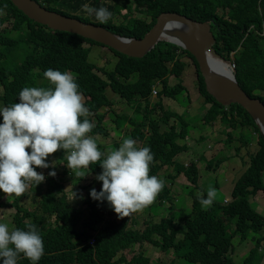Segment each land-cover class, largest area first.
<instances>
[{"label": "trees", "instance_id": "1", "mask_svg": "<svg viewBox=\"0 0 264 264\" xmlns=\"http://www.w3.org/2000/svg\"><path fill=\"white\" fill-rule=\"evenodd\" d=\"M36 1L47 2L41 4L84 22L100 24L127 37L141 38L162 12H178L193 20L207 21L215 37L216 52L227 60L233 55L235 76L241 88L264 103V0ZM129 2L136 6L138 12L135 16L131 15V8L127 7ZM85 4L94 8L106 7L112 13L111 18L101 24L94 14L89 15L83 10ZM0 7L4 10V14L0 15L1 108L19 102V92L25 87H53L44 77V72L52 68L62 73L70 72L75 77L84 106L89 109V115L81 116L80 120L88 119L95 125L86 135L94 137L105 132L102 123L105 113L113 104L107 94V90H110L122 102L131 105L134 113L141 114V121H137L139 118H134L133 113L134 117L128 115L121 122L124 115L117 114V126L127 122L131 127V136L128 138L136 141L137 147H150L155 161L170 164L174 156L187 149L185 139L189 137V119L185 121L175 109H167L162 104L164 97L182 104L189 102L187 95L184 102L183 98H178L179 92L185 91L180 83H168L171 75L180 77L185 64L180 58L181 54L177 53V45L160 41L142 58L117 52L115 58L107 59L103 66H99L95 58L98 51L95 46H101L98 42L37 23L10 0H0ZM122 7L127 9V14L120 23H116V16ZM181 50L196 64L201 97L204 102L211 104L203 116L205 123L210 124L219 118L223 124H231L232 128L240 127L242 140L246 128H251L257 135L259 148L235 180L230 192L232 199L224 204L223 199H215L210 208L203 210L198 196L191 194V209L184 213L182 229L175 226L172 215L162 216L158 222L150 225L145 222L147 226L143 231L131 229L128 224L134 213L115 219L112 217L115 212L106 200L101 202L90 196L92 188L101 190L102 181H98L96 176L102 172L100 163L109 150L103 152L97 145L102 153L100 161L85 168L87 175L78 179L68 192L64 190L65 183L72 179L70 169L66 167L68 153L59 149L53 159H47L49 168L41 169L33 165L37 172L44 173L46 179L36 186L34 183L29 185L26 190L29 192L28 200L23 205L19 206L17 199L14 202L0 201L1 208L5 210L10 207L14 211L11 219L4 220L10 232L17 228L27 231V225H36L44 245V253L37 264H150L149 259L142 255L145 243L173 251L186 264H238L231 257L237 236L239 241L249 238L253 242L239 264H261L262 253L259 250L264 236L259 233L264 229V215L251 207L249 197L258 191L264 192V136L241 105L234 103L224 106L207 93L195 58L186 50ZM156 82H160L162 87L156 92L157 102L150 108L148 101ZM153 113H157V117ZM173 118L181 121L179 130L171 121ZM0 122H3L2 115ZM160 124L170 129L161 132ZM178 139L184 140V143L180 144ZM230 140L229 137L227 141ZM220 164V161H215L214 168ZM155 166L151 162L150 176L156 174ZM175 166L178 172L183 169L179 163ZM51 171L56 172L54 177L48 175ZM184 174L187 180L196 185L198 171L194 163L184 170ZM165 176L170 180L174 178L170 173ZM74 193L75 198H79L76 202L72 201ZM173 197V189L164 184L155 201L143 211L153 214L156 209L165 207L166 203H170L168 209L172 210L176 207ZM203 197L206 198L207 194ZM27 202L32 208L26 207ZM91 237H94L93 244L89 242ZM118 253L120 255L116 257ZM0 264H3V258H0ZM17 264L32 262L21 254ZM169 264L178 263L171 260Z\"/></svg>", "mask_w": 264, "mask_h": 264}, {"label": "clouds", "instance_id": "2", "mask_svg": "<svg viewBox=\"0 0 264 264\" xmlns=\"http://www.w3.org/2000/svg\"><path fill=\"white\" fill-rule=\"evenodd\" d=\"M37 3L45 7L44 4L41 3L47 2L39 1ZM128 6L131 8V15L135 16L136 12H138L136 6L130 2L127 3V7ZM17 8L20 10L19 7ZM82 8L89 15L94 14L96 20L101 24L107 23L112 15V13L103 6L94 8L85 4ZM121 12H124V14L120 15ZM2 14H4V10L0 9V15ZM126 14L127 9L122 7L119 15L116 17L122 16L123 20ZM149 20L150 18L148 17V21ZM121 21L116 22L115 19L116 23H120ZM85 23L99 26L112 32L100 24L93 22ZM116 35L127 39L136 38L119 34ZM102 46L108 48V52H113L114 50L104 44H101V46L98 45V48ZM177 46L179 47L178 50L183 49L179 45ZM117 52L118 51L115 50L114 53ZM146 54L136 58H142L146 56ZM229 60H233L235 68L233 55L230 56ZM44 77L49 80L53 87H25L19 92V102L0 108V115H2L3 118V122L0 123V190H2L8 198L12 197L14 194L15 197L8 202H14V200L17 199L18 205H23L25 201L28 200L27 194L29 192H26V190L31 183H34L36 186L45 181L46 177L44 173L37 172L33 165L41 169L49 168L50 165L47 162V157H49L50 154L55 153L59 149L66 150L65 152L68 153L67 167L70 170H74L75 175L80 178L87 175L84 171H80V169L88 168L91 163L100 161L102 156L101 151L98 150L96 141L91 136L86 135L91 132L95 125L88 119H84L82 122L80 120L81 116L89 115V109L84 106L83 97L78 91L79 85L75 82V77L70 72L62 73L52 68H48L44 72ZM156 92L157 90L153 85V93L157 94ZM204 115L203 113V116ZM111 120L116 125L115 127H117V116ZM214 121L207 125H211ZM219 122L225 125L220 119ZM124 126H127L129 129L128 135L131 136V127H129L127 122H123V127ZM119 127L122 126L119 125ZM145 127L147 128L148 126L146 125ZM161 132H163V130H161ZM178 141L180 144H183L181 142L182 140L178 139ZM207 146L213 147L211 144H207L206 148ZM206 148L204 149L205 151ZM28 149L31 151L29 152ZM192 149L191 151L195 152L197 147L193 146ZM187 150L190 149L187 148L185 151L174 156L169 166L162 170V175L165 176L170 173L167 170L170 166L173 167L172 171L174 174L172 175L170 173L173 177L180 173L184 174V170L190 168L192 163L197 166V163L193 162V160L200 157L202 152L200 154L195 153L191 159L185 157L187 161H192L189 166H186V161L183 160L182 154L188 152ZM201 158H203V156H201ZM153 160L154 154L151 152L150 147H137L136 141L131 138H124L119 148L110 149L106 158L100 163L103 170L101 173L97 174L96 179L102 181V187L100 191L92 188L90 190L91 198L101 202L106 200L112 210L117 214L118 218L129 217L132 213L142 211L155 201L165 184L163 179L149 175L151 162L153 166L157 162ZM210 160H208L207 167L214 168V162L220 161L222 163L223 159L216 158L215 161L213 159ZM177 163L181 164L183 167L179 172L176 170L175 166ZM183 174L178 177V179H182L183 184L192 185L194 187L198 186V175L195 185V183L187 180L185 174ZM48 175L54 177L56 172L51 171ZM182 176H184V178ZM75 196L76 194L74 193V198ZM216 197L217 190L211 186L207 190L206 198L198 194L202 209L207 210L210 208ZM27 229L28 230L25 231L17 228L10 232L7 224L0 223V258H3V264H17L21 254L29 259L32 264H37L41 259L44 253L42 237L39 235L36 225L29 224L27 225ZM92 238L94 239V237H91L90 240ZM93 243L90 242V244ZM260 248L259 251H262L263 248Z\"/></svg>", "mask_w": 264, "mask_h": 264}, {"label": "rangeland", "instance_id": "3", "mask_svg": "<svg viewBox=\"0 0 264 264\" xmlns=\"http://www.w3.org/2000/svg\"><path fill=\"white\" fill-rule=\"evenodd\" d=\"M122 14H124V12L120 13V15ZM121 20L122 16L116 17V22ZM9 23L7 24L9 25ZM95 47H98V45H96ZM107 50L108 48H105L104 46L98 48V51L95 54V58L96 61L100 64L99 66H103V64L105 63L104 61H106L107 59L110 60L111 58H115L116 53L108 52ZM177 53L181 54L180 58L183 62H185V64L180 74V77L177 78L174 75H171L169 77L168 83L170 85H176L180 83V85L184 87L185 91L181 90V92H179L178 94V98H183L182 101L184 102L187 100L184 99L187 95L189 102L187 104H182L179 101H171L165 99L164 97L162 99V104L167 109H175L177 114L182 115L184 117L185 121L189 119V137L185 140L188 146L187 148L190 150H187L188 152L183 153L182 158L184 161H186L185 165L189 166L192 161H187L185 157L187 159H191L193 155H195V153L200 154L202 152V155H200V157H197L193 160V162L197 163L196 167L198 169V186L194 187L192 185L183 184L182 179H178V177L181 176L183 173L175 175L172 180L162 175V170L166 169L167 166H169V163L157 160L155 168L156 173L158 174L152 176H157L158 178L163 179L166 184V187H170L173 189V200L175 199L176 207L172 210H169L168 207L170 203H166L165 207L162 206L156 209L153 214H150L147 211L143 210L134 213L133 218L129 221L130 224L128 225H130L131 229H137L139 231H143L146 228V223L150 225L151 223L158 222L160 217L162 216L171 215L173 216L172 218L174 219L175 226L182 229L184 225V213L189 212L191 209V194H195L197 196L198 194H200L204 196L207 194V190L210 186L217 190L216 200L223 199V204L229 202L232 199L230 192L235 180L238 178L240 172L246 169V167L249 165L250 158L256 154V151L258 149V146L256 144L257 135L252 131L251 128H246L244 130V138L242 140L240 139L242 134V129L240 127L232 128L231 124L222 125L219 122V119L214 121V123H212L211 125H207L204 123L202 117L203 113L205 114L211 104L209 102H204L203 98L201 97L199 91V73L197 70V66L194 61H192V58L188 54L183 53L181 49L177 50ZM91 57L92 59H94L92 54ZM168 65L170 66L171 63H168ZM154 87L158 91L162 87V85L160 82H156L154 84ZM1 92L2 87L0 86V93ZM107 94L109 97H111V101L113 104L111 108L108 109V111L105 113V120L102 123L105 132L99 133L92 137L96 141L97 145H100V148L103 149V152L110 149H118L120 144L123 142V139L129 137V129L127 128V126H117L116 130V125L111 120L112 118L117 116V114H123L124 116L120 120L121 122L125 120L128 115L134 117L135 114L134 118H139L137 121H141V114L134 113L131 105L122 102V99L119 96H115V94L110 90H107ZM157 100V94H151L150 100L148 101V106L150 108L153 107ZM228 114L229 113H227V116ZM152 115L157 117V113H153ZM117 120L119 121L118 116ZM171 121L176 126L177 130H179L181 121L178 118H173L171 119ZM169 129L170 128H167V126H163V124H160V131H167ZM229 137L231 138V140L228 142L227 139ZM243 141H245V143ZM181 142L184 143V140H182ZM115 143H117L116 146ZM207 144H211L213 147L207 146L206 148ZM193 146L197 147L195 152L191 151L193 150ZM205 148L206 151L204 150ZM28 151L30 152L31 150L28 149ZM54 154L55 153L50 154L47 159L49 161L53 159ZM201 156H203V158H201ZM216 158L223 159L221 165L216 169L207 167L208 160L213 159L215 161ZM53 165L54 164H52V166ZM172 168L173 167L170 166L167 170L173 175L174 172L172 171ZM80 171L85 172V168L80 169ZM70 175L72 179L70 181H67L64 187V190H67L68 192L72 190L71 186L76 184V181L78 179H81L80 177H77L75 175L74 170H70ZM262 176L264 179V172L262 173ZM182 177L184 178V176ZM76 188L78 187L76 186ZM14 197L15 196L13 194L12 197L8 198L7 195L2 190H0V201L8 202L11 201ZM77 199L79 198L76 197L75 199H72V201L76 202ZM249 199L251 207L253 209H256L257 213L264 215V192L258 191L257 193L251 195ZM19 206L21 205L19 204ZM26 207L32 208L28 204V202L26 203ZM142 212L146 213L141 214ZM13 215L14 211L11 210L10 207L5 208V210L0 207V223L8 225V223L4 220L11 219ZM112 217L115 219H120L118 218L116 213H113ZM8 228L10 230L9 226ZM259 234L264 236V229ZM153 238H156L158 240L160 239L159 236H154ZM260 245L263 248L264 252V240ZM252 246V239L248 238L243 241H239L237 236L235 245L232 248L231 257L238 264L241 263ZM263 252L260 251V253H262L260 255V257H262L260 261L261 264H264ZM118 255L120 254L118 253L116 257H118ZM142 255L149 259L150 264H169L171 260L178 264H186L179 257H177L173 251L162 250L159 248L158 245H153L151 243H145L143 245Z\"/></svg>", "mask_w": 264, "mask_h": 264}, {"label": "water", "instance_id": "4", "mask_svg": "<svg viewBox=\"0 0 264 264\" xmlns=\"http://www.w3.org/2000/svg\"><path fill=\"white\" fill-rule=\"evenodd\" d=\"M11 1L38 23L53 30L79 34L122 54L141 57L160 40L179 45L195 58L207 93L224 106L241 105L264 136V103L241 88L235 77L233 60H226L216 52L215 37L208 22L196 21L178 12H162L142 38L127 39L75 17L49 10L34 0Z\"/></svg>", "mask_w": 264, "mask_h": 264}, {"label": "built area", "instance_id": "5", "mask_svg": "<svg viewBox=\"0 0 264 264\" xmlns=\"http://www.w3.org/2000/svg\"><path fill=\"white\" fill-rule=\"evenodd\" d=\"M90 242L93 243V242H94V239L92 238V239L90 240Z\"/></svg>", "mask_w": 264, "mask_h": 264}]
</instances>
